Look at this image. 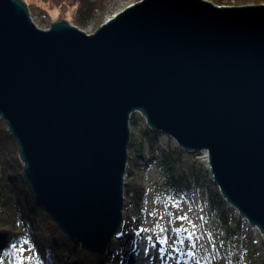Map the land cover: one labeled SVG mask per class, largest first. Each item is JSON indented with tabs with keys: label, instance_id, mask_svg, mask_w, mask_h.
<instances>
[{
	"label": "water",
	"instance_id": "obj_1",
	"mask_svg": "<svg viewBox=\"0 0 264 264\" xmlns=\"http://www.w3.org/2000/svg\"><path fill=\"white\" fill-rule=\"evenodd\" d=\"M186 151L264 237V4L139 0L87 34L0 0V119L35 199L74 244L122 221L129 119Z\"/></svg>",
	"mask_w": 264,
	"mask_h": 264
},
{
	"label": "rangeland",
	"instance_id": "obj_2",
	"mask_svg": "<svg viewBox=\"0 0 264 264\" xmlns=\"http://www.w3.org/2000/svg\"><path fill=\"white\" fill-rule=\"evenodd\" d=\"M137 1L139 0H106L101 20L89 21L84 26L69 22L56 10H53L49 17L42 18L36 17L30 10L29 13L33 22L41 29L49 28L50 23L59 15L71 25L91 34L115 13ZM221 3L219 6L254 4L253 2L236 4L235 0H221ZM261 4H264V1ZM131 115L137 118L138 124L129 127L130 133L133 140L142 141V152L139 155H130L125 164L123 182L136 186L137 191L131 199L123 201L121 234H118L120 238L126 235L132 236L130 245H144L150 241L162 243L163 247L169 248L175 258L177 254L172 243L177 239L179 242L182 240V244H185L187 251L190 252L187 264H198L197 261L203 260H214L219 264H264V237L260 231L242 218L226 200L212 198L214 186L207 152L186 151L178 147L174 139L162 132H159L155 141L150 144L145 136L148 128L145 119L138 111ZM173 148L183 151L181 161L174 164V168L178 173L183 172V186L186 182L190 185V191L179 196H167L166 192L163 193L168 176L160 163L161 155L164 151ZM224 215L228 217L229 226L237 231L234 238H229L225 242L223 239L227 233L222 223ZM180 216H186L187 219H177ZM238 220L241 221L240 225ZM155 224L163 228L172 239L163 242L151 234ZM176 229L180 231L177 232ZM215 232L220 233L221 240L215 243L211 250L209 243L211 240L214 241ZM190 233L191 238H189ZM108 249L109 247L107 248L109 263L118 264L121 259L117 260L115 253L108 252ZM180 262L184 264V260Z\"/></svg>",
	"mask_w": 264,
	"mask_h": 264
},
{
	"label": "trees",
	"instance_id": "obj_3",
	"mask_svg": "<svg viewBox=\"0 0 264 264\" xmlns=\"http://www.w3.org/2000/svg\"><path fill=\"white\" fill-rule=\"evenodd\" d=\"M211 1L217 5L222 4L221 0ZM235 1L236 4L251 2L261 4L264 0ZM23 2L38 18L49 17L51 12L56 10L69 22L80 26H84L89 21L99 22L106 5V0H23ZM137 124V118L131 115L129 127ZM158 135L159 131L146 128L145 136L150 144ZM127 152L128 159L130 155H139L142 152V141L133 140L131 133ZM182 152L178 148H173L164 151L161 155L160 163L168 176V182L163 188V193L166 192L167 196H179L190 191V185L187 182L184 186L182 184L183 172L178 173L174 168V164L181 161ZM22 168L23 164L19 159L16 142L7 131L5 122L0 119V264H110L107 250L103 253L90 252L80 248V244V247L75 245L67 238L32 195L23 178ZM212 184L214 186L212 198L224 199L213 181ZM136 189V186L124 183V201L131 199ZM222 219L227 233L223 239L225 242L229 238H234L237 231L229 226L227 216L224 215ZM240 224L241 221L238 220V225ZM161 229L163 228L155 224L151 234L163 242L172 239V236ZM185 232L187 233L186 230ZM219 234L213 233L215 239L209 243L211 250L215 243L220 242L221 235ZM177 240L172 243L177 258L189 263L190 252L187 251L185 244ZM197 262L198 264H219L214 260Z\"/></svg>",
	"mask_w": 264,
	"mask_h": 264
},
{
	"label": "bare ground",
	"instance_id": "obj_4",
	"mask_svg": "<svg viewBox=\"0 0 264 264\" xmlns=\"http://www.w3.org/2000/svg\"><path fill=\"white\" fill-rule=\"evenodd\" d=\"M120 228L121 225L119 228H117V231L112 234L110 241L108 240V243H110L108 246V252L115 253V258L117 260L121 259L118 264H182L180 260L175 258L174 255L169 251V248L163 247L162 243L150 241L144 245H130L132 236L126 235V237L121 239L118 235L121 234V231H119ZM59 229L67 236V234L60 227ZM67 238L71 240L68 236ZM77 246H79V244ZM161 249L164 250L163 253L161 252ZM184 264L187 263L184 262Z\"/></svg>",
	"mask_w": 264,
	"mask_h": 264
},
{
	"label": "snow or ice",
	"instance_id": "obj_5",
	"mask_svg": "<svg viewBox=\"0 0 264 264\" xmlns=\"http://www.w3.org/2000/svg\"><path fill=\"white\" fill-rule=\"evenodd\" d=\"M177 219H181V220H183V219H187V217H186V216H180V217H177ZM161 231H163V229H161ZM176 231L179 232L180 229H176ZM191 235H192V234L190 233V234H189V238H191ZM180 243H183V241L181 240ZM20 251H23V249H20ZM163 251H164V250L161 249V252H162V253H163ZM21 259H23V257H22Z\"/></svg>",
	"mask_w": 264,
	"mask_h": 264
},
{
	"label": "built area",
	"instance_id": "obj_6",
	"mask_svg": "<svg viewBox=\"0 0 264 264\" xmlns=\"http://www.w3.org/2000/svg\"><path fill=\"white\" fill-rule=\"evenodd\" d=\"M202 152V151H201Z\"/></svg>",
	"mask_w": 264,
	"mask_h": 264
}]
</instances>
